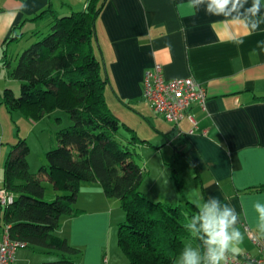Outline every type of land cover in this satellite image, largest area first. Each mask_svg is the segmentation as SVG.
<instances>
[{
  "label": "crops",
  "instance_id": "crops-1",
  "mask_svg": "<svg viewBox=\"0 0 264 264\" xmlns=\"http://www.w3.org/2000/svg\"><path fill=\"white\" fill-rule=\"evenodd\" d=\"M87 3L0 0V106L7 84L18 86L8 75L17 54L50 20L45 13L39 15L47 9L69 14L84 10ZM186 3L105 0L95 21V54L108 77L112 101L126 107L134 102L146 120L149 131L141 138L145 142L136 146L147 169L139 187L142 193L169 204L184 205L190 196H215L230 203L240 214L238 227L245 236L239 254L258 255L260 249L251 239L258 238L251 202L264 197V53H249L257 41H264V30L249 35L243 26L221 23L222 17L203 10L193 16ZM233 37L244 41L239 48L231 42ZM4 54L10 57L9 67ZM155 64L161 65L167 80L192 77L205 86V103L193 102L178 122L154 113L144 98L142 78ZM2 113L0 107V118ZM3 139L0 134V188L12 147L9 142L4 147ZM75 204L81 212L62 217L55 233L82 251L78 263L113 264L109 243L115 239L113 222L119 225L123 218L119 200L105 196L100 183L91 182L81 184ZM16 252L12 264H17Z\"/></svg>",
  "mask_w": 264,
  "mask_h": 264
},
{
  "label": "trees",
  "instance_id": "trees-1",
  "mask_svg": "<svg viewBox=\"0 0 264 264\" xmlns=\"http://www.w3.org/2000/svg\"><path fill=\"white\" fill-rule=\"evenodd\" d=\"M105 0H88L84 10L57 15L31 36L34 42L17 54L8 75L20 82V94L3 90L9 112L42 117L56 109L68 113L72 125L56 132V146L46 151V164L29 170L24 139L11 146L4 165L3 187L14 200L2 205V227L26 247L47 249L57 259L37 264H80L81 250L55 232L61 218L81 212L75 207L82 183L98 182L105 196L117 198L125 212L117 243L128 264H173L190 236L183 225L195 214L184 205L148 199L140 190L146 167L136 161L138 143L145 142L109 107V85L96 57L95 21ZM7 55L4 54V57ZM7 56L5 65L10 66ZM47 182L56 194L45 199ZM197 244L198 241H193Z\"/></svg>",
  "mask_w": 264,
  "mask_h": 264
},
{
  "label": "clouds",
  "instance_id": "clouds-1",
  "mask_svg": "<svg viewBox=\"0 0 264 264\" xmlns=\"http://www.w3.org/2000/svg\"><path fill=\"white\" fill-rule=\"evenodd\" d=\"M186 7L191 15L203 10L207 15L222 17L225 24L243 26L248 34L264 29V0H187ZM231 42L239 48L242 39L233 37ZM264 53V41H257L256 47L250 50V57ZM196 212L183 227L190 239L184 243L174 264H230L241 251L245 236L238 227L240 214L230 203H222L215 196L204 198L189 197ZM255 214V231L258 238L264 239V197H257L251 202ZM193 241H198L194 244ZM48 259L54 260V257Z\"/></svg>",
  "mask_w": 264,
  "mask_h": 264
},
{
  "label": "rangeland",
  "instance_id": "rangeland-1",
  "mask_svg": "<svg viewBox=\"0 0 264 264\" xmlns=\"http://www.w3.org/2000/svg\"><path fill=\"white\" fill-rule=\"evenodd\" d=\"M44 24L41 27L43 32L46 30V26ZM35 40H37V38L33 37L30 40L26 41L20 51H22ZM22 42H25V40H23ZM16 82L18 86L9 83L7 84V87L13 90L15 96H19L20 82L17 80ZM105 95L107 103L114 115L122 123H125L126 125L131 127L136 132L138 137L146 138L149 129L147 125L144 124L146 120L141 116V114H139V112H137L136 104L134 102H128L129 104L126 107L122 103H114L111 99L109 87L105 89ZM0 107L3 112L2 117L0 118V134L4 135L3 146L7 148L9 147L8 142L14 144L18 141V139H24L29 147V153L27 155L29 170L34 173L37 172L40 166L46 164V151L52 147H55L57 144L55 138L56 132L59 129L66 128L72 125V120L70 119L68 113L61 109H56L50 114H45L42 117H34L32 114L22 110L14 111L11 113L8 111L4 103H2ZM139 144L140 143H138L137 145ZM10 149L11 148H9L8 152L10 151ZM136 150L137 152L139 151L138 148H136ZM136 161L139 165L142 164V160L139 155L136 157ZM170 163V166L165 170L167 174H171L172 162ZM151 176L155 177L156 172L154 174L152 173ZM163 177L164 176H161V178ZM44 185L46 187L44 196L45 199H52L56 194L63 193L61 191L56 192L55 190H53V188L49 184H47V182H44ZM75 207L77 208L76 204ZM122 212L123 221L125 219V212ZM113 223L115 225V239L114 241H112V243H109L110 263L111 261H113L115 264H128L127 258L125 257L117 243V231L119 225L115 224L116 222ZM1 232L2 225L0 226V234ZM186 241L187 240H185V242ZM26 254L29 255L28 260ZM49 257H54L55 259H57L58 255L54 252L47 251V249L37 247H20L17 248L16 263L26 264L32 263L29 261H33V259H40L37 262L39 263L41 261H49Z\"/></svg>",
  "mask_w": 264,
  "mask_h": 264
},
{
  "label": "built area",
  "instance_id": "built-area-1",
  "mask_svg": "<svg viewBox=\"0 0 264 264\" xmlns=\"http://www.w3.org/2000/svg\"><path fill=\"white\" fill-rule=\"evenodd\" d=\"M142 87L144 98L150 109L169 122H178L193 102L203 105L207 98L205 86L192 77L165 79L160 64H155L153 69L144 72ZM188 117L195 123L191 116L188 115ZM13 200L12 193L0 188L1 206L9 205ZM251 239L259 247V254H238L230 264H264V239L254 236H251ZM20 247H26V244L11 239L8 226H3L0 234V264H12L14 252Z\"/></svg>",
  "mask_w": 264,
  "mask_h": 264
}]
</instances>
